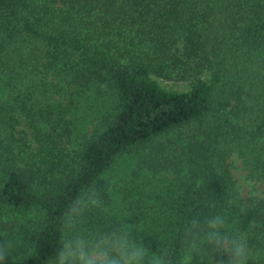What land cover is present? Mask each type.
Returning <instances> with one entry per match:
<instances>
[{"label":"trees","instance_id":"obj_1","mask_svg":"<svg viewBox=\"0 0 264 264\" xmlns=\"http://www.w3.org/2000/svg\"><path fill=\"white\" fill-rule=\"evenodd\" d=\"M91 191L85 230L125 220L181 264L189 220L222 213L264 264V0H0V236L46 264Z\"/></svg>","mask_w":264,"mask_h":264},{"label":"clouds","instance_id":"obj_2","mask_svg":"<svg viewBox=\"0 0 264 264\" xmlns=\"http://www.w3.org/2000/svg\"><path fill=\"white\" fill-rule=\"evenodd\" d=\"M103 200L96 191L77 198L65 215V235L59 241V251L55 259L46 264H174L167 249L160 247L150 251L148 236L124 221L113 223L109 217L92 230L80 227L86 213L91 208L99 209ZM246 210H241L244 213ZM230 220L222 213H214L201 219L194 215L184 229L186 251L181 264H192L194 257L207 259V264H248L252 247L249 238L239 229L229 230ZM260 226L256 221L249 228ZM261 227V226H260ZM135 233V234H133ZM215 254H228L227 262H214ZM11 257L13 264L22 262L24 249L18 246L14 235L0 236V264Z\"/></svg>","mask_w":264,"mask_h":264},{"label":"rangeland","instance_id":"obj_3","mask_svg":"<svg viewBox=\"0 0 264 264\" xmlns=\"http://www.w3.org/2000/svg\"><path fill=\"white\" fill-rule=\"evenodd\" d=\"M180 83H177L176 86H180ZM170 86V85H169ZM173 86V85H171ZM138 155L131 153L125 159L120 160L116 165L115 168L111 172L108 173V176L114 177V179L119 177L128 176L130 167H132L133 163L135 162ZM231 172L233 175V179L235 180L239 192L242 197H250L252 195L259 194L261 191V186L257 182H253L247 179L246 171L242 167V163L238 158H231L229 160Z\"/></svg>","mask_w":264,"mask_h":264}]
</instances>
